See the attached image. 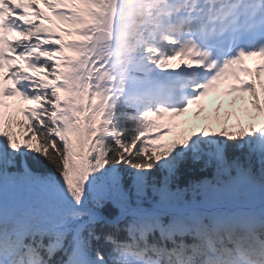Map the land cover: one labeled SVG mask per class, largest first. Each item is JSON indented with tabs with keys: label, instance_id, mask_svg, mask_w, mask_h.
Returning <instances> with one entry per match:
<instances>
[{
	"label": "snow or ice",
	"instance_id": "1",
	"mask_svg": "<svg viewBox=\"0 0 264 264\" xmlns=\"http://www.w3.org/2000/svg\"><path fill=\"white\" fill-rule=\"evenodd\" d=\"M0 264H264V0H0Z\"/></svg>",
	"mask_w": 264,
	"mask_h": 264
},
{
	"label": "bare ground",
	"instance_id": "2",
	"mask_svg": "<svg viewBox=\"0 0 264 264\" xmlns=\"http://www.w3.org/2000/svg\"><path fill=\"white\" fill-rule=\"evenodd\" d=\"M178 60V59H177ZM239 95V94H238ZM207 103V102H206Z\"/></svg>",
	"mask_w": 264,
	"mask_h": 264
}]
</instances>
